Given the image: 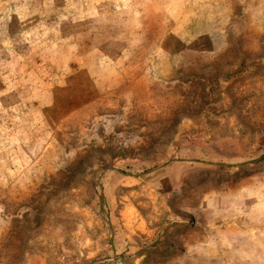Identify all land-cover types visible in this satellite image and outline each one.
Instances as JSON below:
<instances>
[{"label": "rangeland", "instance_id": "1", "mask_svg": "<svg viewBox=\"0 0 264 264\" xmlns=\"http://www.w3.org/2000/svg\"><path fill=\"white\" fill-rule=\"evenodd\" d=\"M0 264H264V0H0Z\"/></svg>", "mask_w": 264, "mask_h": 264}]
</instances>
